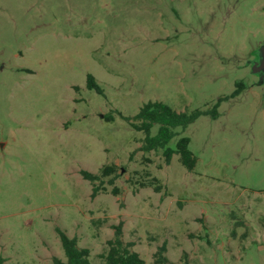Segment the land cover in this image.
Returning <instances> with one entry per match:
<instances>
[{
  "label": "rangeland",
  "instance_id": "rangeland-1",
  "mask_svg": "<svg viewBox=\"0 0 264 264\" xmlns=\"http://www.w3.org/2000/svg\"><path fill=\"white\" fill-rule=\"evenodd\" d=\"M263 49L264 0H0L3 264L65 260L57 227L104 264L119 222L145 264H264ZM149 101L218 106L167 145L193 171L143 151L124 117Z\"/></svg>",
  "mask_w": 264,
  "mask_h": 264
},
{
  "label": "trees",
  "instance_id": "trees-1",
  "mask_svg": "<svg viewBox=\"0 0 264 264\" xmlns=\"http://www.w3.org/2000/svg\"><path fill=\"white\" fill-rule=\"evenodd\" d=\"M87 88L94 90L99 94L103 93V89L98 84L95 77L91 74L87 76ZM217 105L214 106L212 112H206L196 109L190 113L177 112L170 106L161 101H149L145 103L138 113L133 117H124L130 125L136 130L145 134L143 151L150 152L164 148L165 162L169 164L173 155L180 156V162L188 170L193 171L197 158L189 149L190 138L181 137L176 143V148L167 147L169 142L178 133L177 128L186 129L188 125L195 122L200 116L212 114V117L217 116ZM155 125H158L157 133L152 136L151 131ZM118 167L115 164L105 165L101 169V174L97 175L86 170H81L82 177L92 184L91 196L95 197L99 191H106V188H99L95 183L103 177L115 175ZM153 181H156L155 179ZM152 184V182H150ZM142 187L146 184L141 183ZM160 186H156L155 191L160 190ZM114 195L119 194V190H112ZM113 237L107 240V252L103 256L104 264H145V261L140 257L139 253L133 250V242H125L123 239V223L119 222L113 226ZM56 232L61 241V246L65 255V260L54 257L53 264H92L90 260V250L85 247H80L76 237H70L60 228H56ZM166 245L158 248L154 254L155 264H174L165 255ZM0 264H3V259L0 258Z\"/></svg>",
  "mask_w": 264,
  "mask_h": 264
},
{
  "label": "water",
  "instance_id": "water-1",
  "mask_svg": "<svg viewBox=\"0 0 264 264\" xmlns=\"http://www.w3.org/2000/svg\"><path fill=\"white\" fill-rule=\"evenodd\" d=\"M262 51L264 52V49H263ZM259 65H262L261 69H263L262 71H264V58H263V60H261V63H260ZM259 65H258V66H259ZM256 69H257V71H260V70L258 69V67H257Z\"/></svg>",
  "mask_w": 264,
  "mask_h": 264
}]
</instances>
